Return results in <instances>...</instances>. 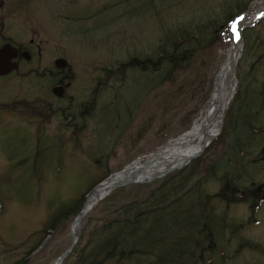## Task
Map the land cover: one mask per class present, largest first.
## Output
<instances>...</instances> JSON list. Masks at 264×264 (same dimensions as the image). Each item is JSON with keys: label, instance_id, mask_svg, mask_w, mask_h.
<instances>
[{"label": "rangeland", "instance_id": "rangeland-1", "mask_svg": "<svg viewBox=\"0 0 264 264\" xmlns=\"http://www.w3.org/2000/svg\"><path fill=\"white\" fill-rule=\"evenodd\" d=\"M72 1L74 0H0V44L12 40L31 53L29 62L24 60L20 62L18 73L0 79V105L27 101L40 108V105L49 103V108L43 113L46 115L53 110L57 111L59 107L81 103L80 107L74 108V111H77L92 102L98 78L113 72L117 66L122 65V62L126 61L123 67L133 65L136 61L133 53L138 54L137 59L144 63L151 55L149 54L151 48L159 44L160 34L155 30L154 21L146 15L136 17L127 28L110 30V27L117 25L118 22H110L107 11H91L90 14L86 12L90 19L83 23L82 28L88 29L93 24L94 30L89 33L81 32L77 22L69 21L67 15L70 12L80 14L87 2L76 0L77 6L72 9ZM150 1L151 6L163 4L156 6L153 14L159 13L161 19L172 18L177 25L176 36H186L194 44L193 30L185 35L182 20L190 22L203 18L204 22H208L209 14L218 11L224 0H175L180 4L175 10L167 8L169 0ZM246 1L232 2L228 13L235 12L238 4ZM164 8L167 9L164 11ZM142 10L143 4L139 1L121 8L120 11H114L113 15L117 18L124 13H138ZM71 16L77 18L78 15L72 13ZM224 17L222 16L221 23L215 29L216 35H211L208 46L195 48L193 58L189 57L183 61L188 69L175 84L160 85L158 82H152L153 86L145 94L146 81L136 72H130L124 84L120 81L126 79V73L124 75L117 73V77L114 75L115 81L111 78L109 88L102 89L101 94L96 96L98 110L95 116L99 117V120L95 124L91 121L85 132H74L73 129L79 128L80 125L69 127L58 115L47 120L30 110H11L1 106L0 264H24L22 257L39 241L38 235L36 237L34 233L42 228L48 215L56 208L87 189L85 202L87 195L99 184L100 178L103 177L104 181L108 177L109 170H112L110 174L120 172L125 166L130 165V162L158 152L170 139L187 131L185 129L187 125L191 128L193 122L205 110L206 102L213 91L215 77L231 45L233 31L229 29L228 15L225 19ZM206 34H202L204 39ZM242 35L244 42L235 69L237 85L230 104L234 103L240 91L239 102L243 105V118L250 116L251 124L248 129L251 132H241V124L237 122L238 133L243 140L241 141L243 154L254 156L264 143V18L245 28ZM158 54L161 55L162 52ZM58 58L67 61L74 75L73 81L64 89L63 98L52 95V88L61 85H55L49 79L34 77L36 72L55 68L53 63ZM102 68H107L108 72H103ZM154 78L152 76V79ZM139 92L141 95L137 99L135 95ZM35 99L38 100L37 104ZM137 102L143 109L142 116L148 121L143 117L130 119L125 127L126 130L133 126L129 138L118 137L120 130L113 133L110 129L105 130L103 119H116L118 115H101L99 108L104 106L106 110H110L109 107L115 106V111L121 114L125 107ZM259 104L261 105L259 110H255ZM42 120H45L42 134L37 139L32 133ZM225 121L226 116L222 133L216 139L224 135ZM147 122H150L151 126V131L145 136L146 139L150 135L148 139L144 142L141 140L137 146H132L133 152L130 154L125 153L124 150L142 136L137 134L148 127ZM97 133L102 137L101 142L98 141ZM77 140L83 144L80 152L72 150L71 145L77 144ZM54 142L61 144L60 149ZM222 151L223 145H219L211 152L205 150L194 161L199 160L200 165L206 168L209 164L215 163V158L221 155ZM193 163L170 175L188 169ZM247 163L248 159H238L237 165L230 168L229 178L236 181L242 178V184L253 177L256 183L263 184L264 166H261L259 173L257 165L248 166ZM218 164L222 165V161L218 160ZM231 165L233 166L234 162ZM155 181L128 184L116 190H121L123 196L128 193L132 196L133 192L129 190L134 186L152 184ZM218 187L219 183L211 184L208 181L202 186L203 194L208 197L216 195ZM191 198L193 196H187L181 207L189 209L188 202ZM211 205H214V201ZM101 206L102 204L87 214L92 212L91 215L94 216ZM175 206L178 204H173L161 212ZM193 210L201 220L202 208L196 206ZM225 211H228L227 214L223 213ZM248 218L249 209L246 205H231L229 210L223 206L217 207L214 219L211 220L213 225L208 223L216 248L210 250L207 247L205 249H209L208 252L202 253L201 247L208 244L207 241L202 242L205 236L200 231L202 230L200 224L205 221L202 220L199 224L192 219L191 224H187L184 230L194 242L197 255L189 262L187 260L185 264H264V202L260 204L255 215L257 224H246ZM102 220L99 216L95 226H99ZM72 221L66 219L55 231H48L41 246L29 256L28 264H54L57 256L70 246ZM234 228L237 229L236 233ZM247 242L257 246L250 248L246 245ZM199 256L203 262H200ZM154 257L155 255H152V259ZM120 264H150V259L138 254L132 255Z\"/></svg>", "mask_w": 264, "mask_h": 264}, {"label": "trees", "instance_id": "trees-1", "mask_svg": "<svg viewBox=\"0 0 264 264\" xmlns=\"http://www.w3.org/2000/svg\"><path fill=\"white\" fill-rule=\"evenodd\" d=\"M230 5L232 2L223 1L217 12H224L232 16L246 7V3L242 2L240 5L238 4L234 13H228ZM109 10L110 7L105 6L99 12L107 11L109 13ZM134 14H122L119 18L117 17V21L120 22L119 19L123 18L129 19ZM89 19L90 17H87L82 20L88 21ZM108 19L110 22H114L110 17ZM218 22L217 16L212 17L205 25L208 27L207 31H209V27H215ZM200 28L201 24H196L198 31ZM160 50L161 55L152 53L151 59L146 60V62L149 63L151 73L156 77V80L160 75H163L161 83L172 82L186 68L183 65V56L180 55L184 51H180L178 43L173 41L171 37L162 43ZM140 65L142 66V64ZM131 66L139 67V62L135 61ZM242 110V104H233L228 109L224 135L217 139L211 148L222 144L229 152L240 147L241 134L238 133L237 122L241 124V132L244 133L248 132L250 121L248 117L243 118L244 112ZM230 134L232 135L231 141H229ZM261 156L264 160V148L261 151ZM238 157L239 151L237 150L234 154L228 155L229 160L235 161ZM197 166L194 163L188 169L152 184L136 185L129 190L133 192L132 196H129V193L123 196L121 190L114 192L106 199L101 209L94 213V216L87 217L78 244L64 264H108L110 262L120 264L132 255L138 254L147 257L155 255L151 264H185L187 260L189 262L195 257V248L194 242L190 240L189 233L184 232V228L187 224H191L192 219L199 224L202 220L205 221L204 216L199 220L198 216H191V212H194L193 207H196L198 202L203 207L198 197V191L204 182L209 179L213 180L215 167L214 165L213 169L209 167L207 170H203L199 168V162H197ZM228 175L229 172L226 171L224 176L219 179L223 184L218 199L225 203L243 202L251 199L253 195L251 187L256 186L251 185L249 189L242 191L234 181L227 179ZM195 177L197 179H194ZM187 196H193V198L188 202L189 209L185 210L181 207V203ZM82 202L83 197L74 199L70 204L61 206L56 213L50 216L43 229L39 231V242L22 257L24 264H28L29 256L38 248L47 231L56 229L66 219H72V216L80 210ZM206 202L209 203V201ZM118 204L120 205L118 206ZM173 204H178V206L161 212ZM101 211L105 212V216H101ZM205 212L203 210V214ZM98 213L103 220L99 226H95L99 220ZM200 225H202L200 231L205 236L203 241L208 242L209 249L214 248L213 236L211 237L210 231L205 230L206 224ZM247 243L250 244L248 247H253V243ZM198 259L203 262L201 257Z\"/></svg>", "mask_w": 264, "mask_h": 264}, {"label": "bare ground", "instance_id": "bare-ground-1", "mask_svg": "<svg viewBox=\"0 0 264 264\" xmlns=\"http://www.w3.org/2000/svg\"><path fill=\"white\" fill-rule=\"evenodd\" d=\"M264 16V0L253 2L246 16L235 21V31L231 35V48L215 77L213 91L208 99L202 115L193 122L191 128L183 134L170 139L158 152L150 154L146 159H138L123 171L111 176L96 187L89 195L84 213H88L96 203L105 197L115 186L129 182L151 180L171 168H177L187 160L196 157L203 147L211 141L220 128L221 113L226 97L230 99L234 92L235 81L232 70L241 55L239 30L252 26ZM233 30V28H232ZM233 84V87L231 85ZM75 221L72 230L79 228Z\"/></svg>", "mask_w": 264, "mask_h": 264}, {"label": "water", "instance_id": "water-1", "mask_svg": "<svg viewBox=\"0 0 264 264\" xmlns=\"http://www.w3.org/2000/svg\"><path fill=\"white\" fill-rule=\"evenodd\" d=\"M14 56H15V50L12 49L11 47H9L8 45H6L2 49H0V74H5L8 71H10L12 68L15 67V65L10 64V59L12 57H14ZM64 64H65V62L62 61V60H59V61L56 62L57 66H62ZM233 73H234V71H233ZM229 101H230V99L228 97H226L225 102H224V106H223V110H222V113H221V123H222V120H223L224 110L226 109ZM84 207H85V205L83 206V209H84ZM83 209H82L81 213L78 215L77 219H80L83 216ZM70 236H71V246H70L69 249H67L62 254L61 258L59 259V264L62 263V261L66 258V256L70 253V251L74 247V244H75V241H76V237H75V234H74L73 231H71Z\"/></svg>", "mask_w": 264, "mask_h": 264}, {"label": "flooded vegetation", "instance_id": "flooded-vegetation-1", "mask_svg": "<svg viewBox=\"0 0 264 264\" xmlns=\"http://www.w3.org/2000/svg\"><path fill=\"white\" fill-rule=\"evenodd\" d=\"M95 108H92V107H88V108H85L84 109V112L83 113H81V115H82V119H83V121H84V123H86L88 120H90L91 118H92V113L90 112V111H93ZM138 118V117H137ZM86 127H87V124H83L82 123V128L83 129H86ZM129 133V132H128ZM146 134H147V130L145 129L144 131H143V133H142V135L143 136H140L139 137V139H138V141H141V140H145V136H146ZM138 144V143H137Z\"/></svg>", "mask_w": 264, "mask_h": 264}, {"label": "snow or ice", "instance_id": "snow-or-ice-1", "mask_svg": "<svg viewBox=\"0 0 264 264\" xmlns=\"http://www.w3.org/2000/svg\"><path fill=\"white\" fill-rule=\"evenodd\" d=\"M235 27H236V25H235V24H233V25H232L233 31H235Z\"/></svg>", "mask_w": 264, "mask_h": 264}]
</instances>
